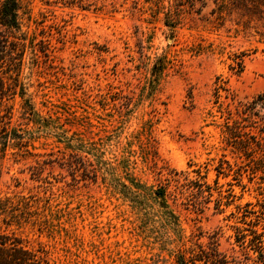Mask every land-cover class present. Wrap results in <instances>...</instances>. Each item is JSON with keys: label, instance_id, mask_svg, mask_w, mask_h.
Returning <instances> with one entry per match:
<instances>
[{"label": "rangeland", "instance_id": "374dc122", "mask_svg": "<svg viewBox=\"0 0 264 264\" xmlns=\"http://www.w3.org/2000/svg\"><path fill=\"white\" fill-rule=\"evenodd\" d=\"M21 2L32 111L10 103L36 156L0 159V198L46 224L7 230L49 264H177L199 247L204 259L215 249L220 264H252L264 137L246 129L242 150L224 124L264 93V27L220 15L215 0L183 6L172 27L173 0Z\"/></svg>", "mask_w": 264, "mask_h": 264}, {"label": "trees", "instance_id": "16d2710c", "mask_svg": "<svg viewBox=\"0 0 264 264\" xmlns=\"http://www.w3.org/2000/svg\"><path fill=\"white\" fill-rule=\"evenodd\" d=\"M167 7L166 25L172 27L180 18V11L183 6L192 8L196 2L201 0H173ZM216 11L222 13H236L245 18L247 23L254 22L264 27V0H215ZM21 0H0V159H4L9 149L15 161L18 158L36 156L28 148L32 146L27 140V131L12 122L14 115V101L16 96L22 100V117L32 111L29 100L25 99V87L20 81L24 56L27 50V35L21 31ZM36 55V54H34ZM241 64V63H240ZM217 88V98L220 97ZM259 108V110L257 109ZM264 110V93L254 97L248 103L239 102L234 112L228 111L224 124L225 132L229 138L233 139L236 145H240L244 150V145H249L252 138L250 131L246 129H258L260 136L264 137V115L259 112ZM234 114V115H233ZM229 120H232L231 122ZM250 148V147H249ZM157 166L155 156L151 160ZM71 169H74L69 164ZM25 198L21 200L23 203ZM14 204L10 198H0V223L5 225V230L0 229V264H49L48 252L42 247L33 248L28 246L26 241L13 231L7 228L25 224L38 225L40 229L46 224L39 217L36 211H29V204L24 206ZM172 216V214H171ZM263 234L254 233L248 247L256 254L252 258V264H264V239ZM243 249L245 237L238 239ZM186 257L185 250H179L177 264H220L219 254L212 249L204 259V250L199 247V251H188Z\"/></svg>", "mask_w": 264, "mask_h": 264}]
</instances>
